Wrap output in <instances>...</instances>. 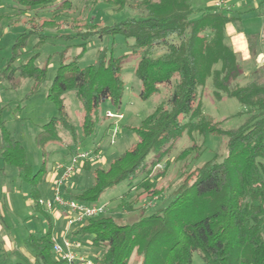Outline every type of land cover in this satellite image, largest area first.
I'll return each mask as SVG.
<instances>
[{
	"label": "trees",
	"instance_id": "1",
	"mask_svg": "<svg viewBox=\"0 0 264 264\" xmlns=\"http://www.w3.org/2000/svg\"><path fill=\"white\" fill-rule=\"evenodd\" d=\"M19 18L31 9L60 2L52 18L41 22L28 18V25L18 34L11 48V57L0 69V78L17 88L18 78L31 79L29 95L37 93L47 80V67L37 60L40 51L14 67L23 55L29 40L37 37L33 49L38 50L49 39L41 31L62 29L60 18L70 9L69 0H13ZM116 12L130 10L131 16L113 25L80 24L75 34H60L59 39L80 43L67 44L60 54L59 67L47 90V99L57 108L56 116L41 126L36 140L43 151L37 172L29 162L22 142L0 122V159L16 169L17 178L29 186L33 207L45 212L40 202L41 185L49 172L46 147L55 144L74 156L82 142L94 135L101 121L100 108L110 102L120 110L125 94L123 65L128 58L136 61L135 73L141 83L140 98L148 100L170 87V97L138 126H126L138 142L111 159L108 168L84 162V169L93 176L85 190L64 196L83 203L99 202L103 194L124 182L136 189L129 203L121 205L131 212L143 200L160 196L165 187L162 179L154 181L152 171L166 163L169 155L185 133L226 138L224 154L194 168L190 157L199 158L197 143L185 148L174 161H184L181 181L171 201L150 214H143L132 223L115 217L101 216L87 220L74 236H90L91 246L99 251L95 264H194L198 253L204 264H264V69L244 76L241 61L227 42L226 25L233 18L218 7L195 9L190 0H104ZM21 18V19H22ZM59 20V21H58ZM85 19H82V22ZM78 22V23H77ZM65 25V23H64ZM121 35L133 40L129 54L115 57L113 49H98L93 63L81 67L89 41L95 37ZM79 53L68 57L69 48ZM164 50L155 56V51ZM254 59V56L252 55ZM212 79L213 94L235 98L240 116H246L238 128H226L203 111L200 89ZM240 79H245L241 84ZM75 91L80 102L78 125L67 111L65 94ZM41 135L38 137V135ZM101 147L96 146L93 154ZM0 168V173L5 171ZM137 181V183H136ZM136 183V184H135ZM0 192V211H1ZM52 227L37 237L30 234L26 245L41 264H66L53 259Z\"/></svg>",
	"mask_w": 264,
	"mask_h": 264
},
{
	"label": "rangeland",
	"instance_id": "2",
	"mask_svg": "<svg viewBox=\"0 0 264 264\" xmlns=\"http://www.w3.org/2000/svg\"><path fill=\"white\" fill-rule=\"evenodd\" d=\"M199 1L202 3L201 8H204L206 0ZM0 2L7 5L5 8L0 9L1 69L11 57V48L18 34L25 29V26L29 28L27 24L28 18L35 20L34 24L39 30L41 22L52 18L60 2L56 1L54 5L45 8L31 9L24 18L13 17L17 13V8L16 12L14 11V6H17L15 1L0 0ZM69 2L70 9L65 10L60 18L63 22L62 29L41 31L49 39L38 50L33 49L34 44L38 40L37 37L31 38L23 55L14 63V67H17L21 63L26 62L34 52H41L37 64L41 67H47L48 75L40 90L33 95H29L34 85L33 80L18 78L17 88H11L7 81L0 78V98L5 100V103L0 105V112L2 111L0 113V122L5 121L6 128L14 132L17 139L22 142L35 172L39 170L43 161V151L36 140V135L42 130L41 126L57 114L55 104L47 99V90L59 67L60 54L64 47L67 44L76 45L80 43L79 39L66 43L59 39L58 36L63 33L75 34L73 26L76 22L72 20L81 19L79 21L80 24L113 25L128 17L136 16L130 10L116 12L104 0H69ZM82 19L85 20L82 22ZM133 43V40L126 41L121 35L104 37L102 40L95 37L89 41L87 51L82 56L79 64L81 67H85L93 63L98 49L102 47L113 49L115 57L129 54ZM163 51L162 49L156 50L155 56L162 54ZM77 53H79V48L72 46L69 48L67 55L72 57ZM136 61L135 58L130 57L123 65L122 77L126 90L120 110L117 111L109 101L105 102L100 108L101 121L97 126L96 133L85 139L80 145L81 150L92 152L97 144H101V149H104V152L100 153V159L91 160L93 166L108 168L111 159L136 144L138 142L137 135L128 130L126 126H138L143 119L155 111L160 103L166 102L170 97L171 88L161 87L160 93L150 99L143 100L140 98L141 83L135 73ZM240 83L244 84L245 79H240ZM213 91L212 79H209L206 86L200 89V101L203 104L204 113L218 122H223V126L226 128H238L243 125L246 116L239 115V112H241L239 102L235 98L226 96L219 100L213 94ZM65 102L69 115L78 125L81 107L76 97V92L69 91L66 93ZM108 112H111L113 116L108 118L106 116ZM115 130L117 131L116 142L111 144L110 139ZM40 135L41 133L38 137ZM100 140H102V143ZM192 143H197L201 147L197 160L193 157L187 160L189 167L192 168L212 160L216 154H224L226 150V138L224 137L213 135L203 137L197 134L189 137L185 133L170 153L168 167L165 168L166 163L164 162L152 171L153 180L162 179L161 182L165 187V191L158 197L141 201L129 212L121 203H129L133 200L137 191L131 184L124 182L116 188L108 190L100 198L99 203L106 204L108 208L104 216L115 217L123 222L132 223L137 221L141 215L153 213L166 206L171 201L172 193L181 181V173L185 164L184 161L176 162L174 159L185 148L191 146ZM45 150L48 169L51 170V173H54L55 181L60 174L57 166L67 164L70 155L63 147L55 144L47 145ZM0 165L6 167L5 171L0 173L2 201L0 211V264H41L35 261L33 251L26 245L27 237L30 234L39 237L45 234L51 226L54 241L62 244L64 236L66 234L73 235L76 229L73 227L68 230V218L64 210L54 209L50 211L44 207L45 212L36 211L33 207V198L30 194L29 186L17 178L15 167L4 165L2 161ZM83 165L84 163L77 166L75 173L64 186L65 191L76 194L92 185L93 176L84 169ZM45 183L46 181L43 182L40 188L43 201L52 197L53 184H48L45 191ZM57 212L59 213L57 214ZM77 240L82 243L83 249L88 251V256L95 262L99 251L91 246V237L78 236ZM52 255L56 262H60L54 254ZM193 261L194 264H204L198 253L194 254Z\"/></svg>",
	"mask_w": 264,
	"mask_h": 264
},
{
	"label": "crops",
	"instance_id": "3",
	"mask_svg": "<svg viewBox=\"0 0 264 264\" xmlns=\"http://www.w3.org/2000/svg\"><path fill=\"white\" fill-rule=\"evenodd\" d=\"M190 3L195 9H203L201 8L202 3H200L199 0H190ZM3 4V2H0V9L7 6ZM218 4H220V6H218ZM213 6H217L218 9H221L233 18V21L226 25L225 36L227 42L232 46L234 52L241 61L244 76H250L257 70L264 69V0L205 1L204 8ZM14 7L15 11L16 6ZM4 103L5 100L0 98V105ZM12 133L16 137L14 132ZM100 141L102 143V140ZM97 146L102 147L101 144H97ZM102 151L104 152V149H101L99 154L102 153ZM1 167L0 165V168ZM50 171L49 169V173L45 180V191L47 190L48 184H53L54 181V173ZM58 213L59 212H57V214Z\"/></svg>",
	"mask_w": 264,
	"mask_h": 264
},
{
	"label": "built area",
	"instance_id": "4",
	"mask_svg": "<svg viewBox=\"0 0 264 264\" xmlns=\"http://www.w3.org/2000/svg\"><path fill=\"white\" fill-rule=\"evenodd\" d=\"M106 116L109 118L113 114L108 112ZM116 134L117 131L115 130L110 139L111 144H115ZM95 159H100L99 153L93 154L91 151H83L78 148V153L71 156L67 164L57 166L60 174L53 182L52 197L46 201H40L47 210L59 209L67 213L68 230H71L73 227L75 229L80 228L87 220L99 218L107 213L108 208L102 202L83 203L68 199L64 196V186L75 173L77 166L87 160ZM52 240L53 254L58 261L65 262L66 264H95L94 260L88 256V251L83 249L82 243L77 240V236L66 234L62 244L56 243L53 237Z\"/></svg>",
	"mask_w": 264,
	"mask_h": 264
}]
</instances>
